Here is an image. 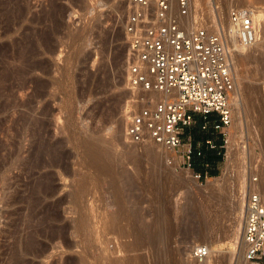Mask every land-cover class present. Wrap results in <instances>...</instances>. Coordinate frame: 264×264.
<instances>
[{"label": "rangeland", "instance_id": "374dc122", "mask_svg": "<svg viewBox=\"0 0 264 264\" xmlns=\"http://www.w3.org/2000/svg\"><path fill=\"white\" fill-rule=\"evenodd\" d=\"M192 1L198 20L225 28L232 7H264ZM127 12L128 0H0V264H134L123 257L139 232L146 264H188L212 240L218 264L240 262L230 236L243 235L250 184L264 177V14L257 41L234 54L228 151L198 181L172 151L125 137L127 110L155 97L127 82ZM96 141L113 171L90 161ZM118 198L135 216L114 219Z\"/></svg>", "mask_w": 264, "mask_h": 264}, {"label": "built area", "instance_id": "2783aa9c", "mask_svg": "<svg viewBox=\"0 0 264 264\" xmlns=\"http://www.w3.org/2000/svg\"><path fill=\"white\" fill-rule=\"evenodd\" d=\"M192 4V0H128L123 24L128 44L127 82L135 91L155 97L137 110H127L125 137L172 151L178 166L202 181L209 178L212 168L220 170V161L205 158L204 145L224 157L230 143L237 50L230 30L238 46L253 45L264 7H232L225 28L198 20L192 15ZM196 114L202 118L203 129L212 127L220 133V144L213 137L195 141L191 128ZM196 156L201 169L196 168ZM244 216V264H264V198L259 187L248 193ZM191 250L198 259L210 253L209 246L200 242Z\"/></svg>", "mask_w": 264, "mask_h": 264}, {"label": "bare ground", "instance_id": "6f19581e", "mask_svg": "<svg viewBox=\"0 0 264 264\" xmlns=\"http://www.w3.org/2000/svg\"><path fill=\"white\" fill-rule=\"evenodd\" d=\"M252 4H254V3H252ZM194 7V6H193ZM194 14V13H193ZM194 16V15H193ZM194 17H196V16H194ZM197 18V17H196ZM260 27V26H259ZM259 27H258V29H259ZM258 29H257V32H258ZM233 34L234 35H231V41H232V43L233 44H235V47L237 48V50H238V48L239 47H241V46H238V42H237V37H236V34L233 32ZM236 39L235 40V42L233 41V39ZM257 41V40H256ZM255 41V42H256ZM244 47V46H243ZM237 91H238V87H237V82H236V89L232 92V97H231V103H232V108L234 107L233 106V104H235L236 103V105H239L237 102H235V101H237ZM150 93V92H149ZM254 105V104H253ZM239 108V107H238ZM231 127V126H230ZM152 143V146H157L158 144H155V143H153V142H151ZM161 147V146H160ZM166 150H168V149H166ZM108 152L106 151V149H105V146L103 145L102 146V143H98L97 141L95 142V143H93V144H91V146H90V148H89V158H90V161L93 163V164H95V165H97L101 170H103V171H106V172H110V171H113L114 169H113V162L108 158V154H107ZM174 155H175V153H174ZM109 156H111V155H109ZM176 160H178L177 159V157H176ZM231 166H232V164H231ZM105 172V173H106ZM264 172V171H263ZM113 174V173H112ZM264 174V173H263ZM106 175H107V173H106ZM211 180H213V179H211ZM215 181H217V180H215ZM214 180L213 181H211L212 183H214L215 182ZM113 182H114V179H113ZM222 183V182H221ZM260 183H262V185L260 186L261 188H260V190H261V193H262V195H263V198H264V177L262 178V182H260ZM210 184V183H209ZM117 185V184H116ZM218 185H219V182H218ZM211 188H212V186H213V184H211V185H209ZM219 186H221V184L219 185ZM214 188H215V186H213ZM222 187H224L223 185H222ZM242 187V186H241ZM256 187V183H253V182H251V184H250V189H249V191H248V193L252 190V189H254ZM209 189V188H208ZM241 189V188H240ZM244 189V188H243ZM213 190V189H212ZM242 191V190H241ZM243 192V191H242ZM237 197H238V200H236L237 202H234V205L235 206H233V208H234V216H233V227H238V224L236 223L237 222V218H238V213H239V211H240V204H241V192H240V190L238 191V195H237ZM117 201V208H118V210L115 212L114 211V213L112 214L113 216H114V219H115V217H129L130 215H134L133 213H134V211L130 208V206L126 203V202H124V201H122L120 198H118V199H116ZM135 216V215H134ZM242 216H243V226H244V224H245V216H244V208H243V210H242ZM241 216V217H242ZM122 219V218H121ZM130 222V221H129ZM234 229V228H233ZM133 231V229H131V231L129 230L128 231V233H126V235H130L131 234V232ZM243 231H244V227H243ZM206 233L207 234H210V232H207L206 231ZM206 233H204L203 235H206V236H208ZM144 232H139L137 235H136V237L133 239V241H132V243H130V244H128V245H125V251H124V257L123 258H125V260L127 261V262H129V263H134V264H146V261H145V258L146 257H144V251H145V249L143 248L144 247V244H143V237H145L144 236ZM218 235V234H217ZM216 235V236H217ZM211 236V235H210ZM216 236H214L213 238L214 239H216L215 237ZM204 237V236H203ZM219 237V236H218ZM205 238V237H204ZM212 237H209V239H211ZM206 239H207V237H206ZM214 240H212L211 242L209 241V243H208V246H209V248H210V253L206 256V257H204V258H202V259H198V258H195V257H193V255H192V252L191 253H188V257H189V262H188V264H218V261H217V259L215 260H213V258H217V256H218V252H220L221 251V248H216V247H214V245H212ZM230 241H231V248H232V251H238V252H240L241 253V257H240V262H238V264H244V249H245V242H244V238H243V235L242 236H240V235H238V230L236 229V230H234L233 231V233H231V236H230ZM128 242H130V241H128ZM138 245V246H137ZM143 245V249H144V251H143V254H141V252L140 253H136L135 252V250H134V248H137L136 250H138L139 251V248L140 249H142L141 248V246ZM137 246V247H136ZM139 247V248H138ZM142 249V250H143ZM132 251V252H131ZM234 255V254H233ZM233 255H231V256H229L228 257V259H229V261L227 262V264H233V262H234V257H233ZM122 256V255H121ZM190 257H193L191 260H190ZM119 258H120V256H119ZM219 258V257H218ZM124 260V261H125ZM121 262V261H120ZM210 262V263H209ZM226 262V261H225ZM118 263H119V260H118ZM114 264V263H113ZM120 264V263H119Z\"/></svg>", "mask_w": 264, "mask_h": 264}, {"label": "trees", "instance_id": "16d2710c", "mask_svg": "<svg viewBox=\"0 0 264 264\" xmlns=\"http://www.w3.org/2000/svg\"><path fill=\"white\" fill-rule=\"evenodd\" d=\"M199 122L196 126H194L193 128H191V131L193 132L194 135V139L198 140V139H202L205 140L208 137H213L216 141L217 144L221 143V137L220 136H215L214 134L216 133V131L210 127L209 129H204L202 130V118L199 117ZM203 131V132H202ZM204 152H205V158L209 159V160H213V161H221L223 159L222 156H219L216 154V150L208 147L207 145H204ZM196 162H198L196 168L201 169V166L199 164L200 162V158H198L197 156L195 157ZM219 171L217 168H212L210 170V174L211 175H216L218 174Z\"/></svg>", "mask_w": 264, "mask_h": 264}, {"label": "crops", "instance_id": "0c3cea01", "mask_svg": "<svg viewBox=\"0 0 264 264\" xmlns=\"http://www.w3.org/2000/svg\"><path fill=\"white\" fill-rule=\"evenodd\" d=\"M195 141H197V140H195ZM214 168H217V167H214ZM217 169H218V171H220L219 168H217Z\"/></svg>", "mask_w": 264, "mask_h": 264}]
</instances>
